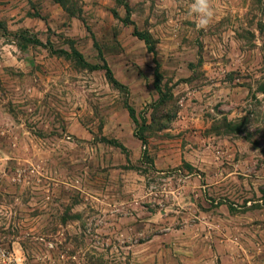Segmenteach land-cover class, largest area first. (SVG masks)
<instances>
[{"label": "rangeland", "instance_id": "1", "mask_svg": "<svg viewBox=\"0 0 264 264\" xmlns=\"http://www.w3.org/2000/svg\"><path fill=\"white\" fill-rule=\"evenodd\" d=\"M193 2L0 0L11 264H264V0H210L200 30ZM127 12L155 42L160 93ZM58 51L106 61L121 87ZM125 102L146 120L151 162Z\"/></svg>", "mask_w": 264, "mask_h": 264}, {"label": "trees", "instance_id": "2", "mask_svg": "<svg viewBox=\"0 0 264 264\" xmlns=\"http://www.w3.org/2000/svg\"><path fill=\"white\" fill-rule=\"evenodd\" d=\"M56 3H58V0H53ZM124 25H131L133 26V31H132V35L137 38L138 40L142 41L145 44L146 50L147 52L152 56L153 58V63L155 65V69H154V89L160 93L161 92V82H162V75L160 72V64L157 61V57H156V49H155V42L153 41L151 35L148 32H141L137 29V27L132 24L130 22V17H129V13L127 12V19L123 22ZM0 32H7V28L6 25L0 21ZM26 32L21 33V37H23V39H25L27 41L28 44L30 45H35V46H41V47H46V45L42 44V42H40L37 38L34 37H30L27 38L26 37ZM52 51V50H51ZM57 53L59 55H64L65 57L69 58V59H73L75 60L82 68L88 70V71H98L101 70L105 73V77L108 80V82L115 86V87H121L120 84L117 82V80L114 77V74L111 70V68L109 67V65L107 64L106 61L103 60V65L98 66V65H90L88 62L85 61V59L83 58V56L78 53L77 51H73L72 53H68L65 51H58V52H54ZM125 109L129 115L130 120L133 122V124L135 125L136 129H135V137L137 139L140 140V142L142 143V145L144 146L143 151H142V160H145L147 162H151V159L149 158V154L146 148V144H147V139L144 135V132L146 130V120L143 117H140V120L137 117V113L135 111V109L129 105V103L125 102L124 103ZM110 143V142H109ZM113 144H115L118 148L124 150L123 146L117 144V142H112Z\"/></svg>", "mask_w": 264, "mask_h": 264}, {"label": "clouds", "instance_id": "3", "mask_svg": "<svg viewBox=\"0 0 264 264\" xmlns=\"http://www.w3.org/2000/svg\"><path fill=\"white\" fill-rule=\"evenodd\" d=\"M189 15L196 17V28L207 29L214 17L210 0H194L189 9Z\"/></svg>", "mask_w": 264, "mask_h": 264}, {"label": "crops", "instance_id": "4", "mask_svg": "<svg viewBox=\"0 0 264 264\" xmlns=\"http://www.w3.org/2000/svg\"><path fill=\"white\" fill-rule=\"evenodd\" d=\"M218 56H216V58H217ZM203 59H205V58H203ZM218 59V58H217ZM232 62H234L233 60L230 62L231 64H232ZM229 63V64H230ZM216 72H218V67L217 66H213L212 68H211V71H210V75L212 74V73H216ZM207 75H209V74H207ZM221 83H219V85H220ZM199 94H201V92H199ZM154 167H155V169H157V170H164V169H167V168H169L170 166H169V164L168 163H165V162H163V161H161V157H159L158 155H157V157L155 156L154 157Z\"/></svg>", "mask_w": 264, "mask_h": 264}, {"label": "built area", "instance_id": "5", "mask_svg": "<svg viewBox=\"0 0 264 264\" xmlns=\"http://www.w3.org/2000/svg\"><path fill=\"white\" fill-rule=\"evenodd\" d=\"M11 255L9 252H6V251H3V252H0V263L1 264H11Z\"/></svg>", "mask_w": 264, "mask_h": 264}]
</instances>
